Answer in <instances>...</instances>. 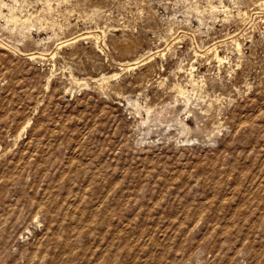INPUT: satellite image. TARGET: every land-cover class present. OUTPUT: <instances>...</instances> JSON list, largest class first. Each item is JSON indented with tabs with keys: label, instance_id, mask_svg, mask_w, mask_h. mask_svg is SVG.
Returning <instances> with one entry per match:
<instances>
[{
	"label": "rangeland",
	"instance_id": "374dc122",
	"mask_svg": "<svg viewBox=\"0 0 264 264\" xmlns=\"http://www.w3.org/2000/svg\"><path fill=\"white\" fill-rule=\"evenodd\" d=\"M0 264H264V0H0Z\"/></svg>",
	"mask_w": 264,
	"mask_h": 264
},
{
	"label": "bare ground",
	"instance_id": "6f19581e",
	"mask_svg": "<svg viewBox=\"0 0 264 264\" xmlns=\"http://www.w3.org/2000/svg\"><path fill=\"white\" fill-rule=\"evenodd\" d=\"M7 20L8 21H11V22H13V23H15L16 25L18 24V22H19V18L16 16V15H14V14H10L9 15V17L7 18ZM25 20V19H24ZM25 21H28V20H25ZM25 21H21V22H19V24H20V26H19V30L20 31H23L24 32V29L25 28H27V30H29V27H28V25L27 24H24V23H26ZM31 25V24H30ZM18 26V25H17ZM16 26V27H17ZM52 37V36H51ZM48 38H50V36H48ZM213 53V52H212ZM215 57L217 58V60H220L221 61V58L219 57V55L216 53V51H215ZM135 61V60H134ZM133 63H136V62H130L129 64H131V66H132V64ZM50 76H52V75H50ZM49 76V77H50ZM49 80L50 79H47V86H48V84H49ZM77 80V79H76ZM179 92V91H178ZM135 103V102H134ZM131 104V103H130ZM134 105V104H133ZM132 105V106H133ZM148 109V108H147ZM159 111V110H158ZM146 120V119H145ZM147 121V120H146ZM27 122H30V121H27ZM181 124H182V122H180ZM26 124V123H25ZM185 124V123H184ZM26 128V127H25ZM186 129V128H185Z\"/></svg>",
	"mask_w": 264,
	"mask_h": 264
}]
</instances>
